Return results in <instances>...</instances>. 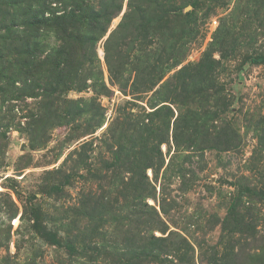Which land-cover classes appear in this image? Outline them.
I'll return each instance as SVG.
<instances>
[{
	"label": "rangeland",
	"instance_id": "rangeland-1",
	"mask_svg": "<svg viewBox=\"0 0 264 264\" xmlns=\"http://www.w3.org/2000/svg\"><path fill=\"white\" fill-rule=\"evenodd\" d=\"M43 2L0 0V264H264V0H137L110 72L125 0L96 75Z\"/></svg>",
	"mask_w": 264,
	"mask_h": 264
},
{
	"label": "trees",
	"instance_id": "trees-1",
	"mask_svg": "<svg viewBox=\"0 0 264 264\" xmlns=\"http://www.w3.org/2000/svg\"><path fill=\"white\" fill-rule=\"evenodd\" d=\"M49 3L54 2L55 5L50 6V15L45 16L46 2H43V7L38 8L24 25L31 26L35 33L40 34L44 29L52 32L56 38V44L52 47V53L48 56L50 60L55 59V69L60 68L61 56L68 58L70 61L63 66L65 69H81L85 66L89 68L91 75H96L95 70H99L98 62L100 61L97 54L98 42L103 39L109 31L111 21L114 17L121 14L125 0H46ZM137 0H128L127 9L123 13L122 19L117 27L112 30L106 37L104 42L105 60L110 72L114 66L111 61V44L117 39V35H122L124 32L133 27L129 24L131 18L135 14V3ZM62 5L64 7H62ZM62 10V12H60ZM171 14L176 12V8L170 10ZM28 15H25L27 17ZM23 41V40H22ZM28 43H26L27 45ZM28 53V50H24ZM80 57V62H75V58ZM83 59V60H82ZM27 57H25V63ZM85 60V61H84ZM255 62H264V56L259 55L254 57ZM97 62V64H94ZM116 71V69H115ZM59 74V73H58ZM59 75H64L61 72ZM86 82L80 79L65 76H53L49 79V84L55 88V92L59 88L72 89L80 88ZM43 230H41V229ZM41 235L54 244L62 245V240L56 234L47 232L46 229L40 227ZM64 247L70 253H76L72 244L67 242Z\"/></svg>",
	"mask_w": 264,
	"mask_h": 264
}]
</instances>
